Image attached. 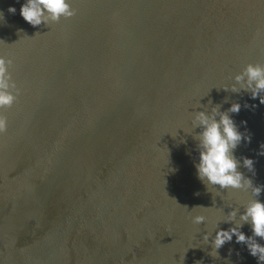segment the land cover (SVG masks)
<instances>
[{"label":"water","instance_id":"water-1","mask_svg":"<svg viewBox=\"0 0 264 264\" xmlns=\"http://www.w3.org/2000/svg\"><path fill=\"white\" fill-rule=\"evenodd\" d=\"M12 4L0 0V53L22 95L0 133V264H257L235 238L208 255L191 215L250 192L213 196L195 141L167 133L208 93L222 109L239 101L230 115L252 138L236 155L254 158L256 174L241 171L264 184V104L216 89L264 63V0H73L76 15L35 35Z\"/></svg>","mask_w":264,"mask_h":264},{"label":"clouds","instance_id":"clouds-1","mask_svg":"<svg viewBox=\"0 0 264 264\" xmlns=\"http://www.w3.org/2000/svg\"><path fill=\"white\" fill-rule=\"evenodd\" d=\"M16 2L20 5L19 9L12 4L7 7V12L14 15L18 11L23 21L36 29L34 35L42 33L39 30L41 27L49 30L61 18H71L77 12L73 7V0H22V2L16 0ZM2 22H5V16L4 11L0 10V23ZM16 32L18 39L27 35L23 28H17ZM13 69V57L0 53V133L6 132L9 127L5 110L17 105L22 95V86H19L14 78ZM230 80V83L216 88L217 91L222 89L225 92L247 93L252 99L258 98L259 102L264 104V63L248 62L232 75ZM208 94L189 107L182 125L175 129L174 134H167L172 137L176 146L187 145L189 136L195 141L194 148L198 154L193 161L195 174L206 191L215 197L219 196L222 201H225V193L229 190L250 192V196L243 201L228 202L227 212L224 208H217L212 218L204 212H198L191 215V221L195 225L205 224L200 240L203 245L210 246L208 255L211 257L220 258L218 250L235 238L236 243L246 246L248 253L256 258L257 264H264V200L260 199L261 193L264 192V184L254 183L250 176L241 171L242 168L246 169L254 176L256 174L254 158L236 155L237 147L242 141L249 143L252 135L246 127L241 131L240 125L230 115L240 112L239 101H233L229 107L222 109V104L214 103L210 97L206 102H202ZM227 100L228 97H224V102ZM243 107L249 108L250 105L245 102ZM251 107L255 108L256 105L253 104ZM246 123V120L240 121V124ZM166 147L170 160L171 150L167 144ZM258 155L264 156V142L260 143ZM170 169V172L177 171L171 166ZM212 206L197 205L191 209L199 207L207 210ZM222 223L228 227H221ZM244 225L249 226L251 234H246L242 230ZM196 247L199 246L191 248ZM228 253L230 256L232 249H229ZM184 259L185 254L179 258V264H184ZM225 259L227 260V257ZM196 264H201V261H196Z\"/></svg>","mask_w":264,"mask_h":264}]
</instances>
